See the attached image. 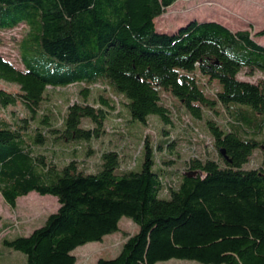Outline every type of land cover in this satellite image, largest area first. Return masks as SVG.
<instances>
[{"label": "trees", "instance_id": "obj_1", "mask_svg": "<svg viewBox=\"0 0 264 264\" xmlns=\"http://www.w3.org/2000/svg\"><path fill=\"white\" fill-rule=\"evenodd\" d=\"M176 1L0 0V32L21 27L23 63L0 53V193L13 206L32 191L59 202L28 235L3 239L28 264H75V248L119 230L124 216L137 231L95 264H264V165L246 167L255 149L264 154V79L239 77L264 74V45L255 40L264 28L252 34L192 19L158 30L156 18ZM72 84L82 100L62 120L39 113L49 90ZM93 90L99 106L89 102ZM105 91L122 96L129 121L163 124L155 144L144 135L140 170L115 148L97 152L94 170L77 160L94 155L91 143L119 105ZM184 114L205 126V152L178 159L168 126Z\"/></svg>", "mask_w": 264, "mask_h": 264}, {"label": "rangeland", "instance_id": "obj_2", "mask_svg": "<svg viewBox=\"0 0 264 264\" xmlns=\"http://www.w3.org/2000/svg\"><path fill=\"white\" fill-rule=\"evenodd\" d=\"M192 19L215 20L234 31L248 29L254 34L264 28V0H177L167 8L162 16L156 18V24L160 31L173 32ZM20 28L8 32H0V53L16 66L22 68L23 63L20 61L17 48V41H19L21 36ZM255 40L264 45V35L255 37ZM239 77L255 81L259 78L264 79V74L256 71L253 75H249L244 69ZM3 86L6 88H17L16 85L11 83H3ZM79 90L80 87L76 84L49 90L47 98L43 101V108L39 110V113L44 112L49 115H56L62 120V113L65 112L67 106L73 101L82 100ZM104 94L112 97L119 105L105 123L106 132L91 143L96 153L86 156L85 154L79 155L77 160L81 163L84 162L88 169L94 170L96 167L95 161L98 159L97 152L99 153L106 148H115L121 152L123 158L128 160V163L124 160L125 166L134 165L135 157L137 163L135 170H140L145 158V150L142 149L144 135L146 133L151 135L152 139H150L149 144H155L162 137L161 128L163 124L154 116L150 118L148 126L141 121H129V112L127 113L123 110V105L120 103L122 96L111 94L109 91H105ZM93 96H95V100ZM97 98L98 95L93 90L89 102L94 106H99L100 101ZM14 109L16 113H20L22 116L26 113L20 105L14 106ZM126 110L128 111V108ZM120 113L123 114L120 115ZM7 115H10L9 110ZM182 119L176 118V125L174 127L168 126L171 136L174 135L179 138L176 145L177 148H174L180 151L177 158L202 155L205 150L204 142L200 141V139H205L206 137L205 126L199 120L192 122L187 114H184ZM181 123H183L182 127ZM187 124H194L196 131L199 130L198 126L203 133H199V136L197 134H189L186 129L191 126ZM183 126H187V128ZM187 137H193L199 141L188 144L185 139ZM207 142L211 143L212 141L207 139ZM74 145L72 143L68 147L74 148ZM158 151L159 149L157 148L156 152L159 155L160 152ZM260 152V149H255V154L246 167L252 168L264 165V154ZM175 157L172 156L173 161L176 160ZM173 164L176 167L180 165L176 162ZM58 206V199L52 194L42 195L32 191L25 196L19 197L15 206H13L6 202L0 193V214L2 215L0 220V264H28L25 253L5 245L3 239L14 237L17 234L28 235L34 228L42 225L48 214L57 210ZM119 227V230L105 235L102 241H91L75 248L74 253L77 255L75 264H95L100 257L115 256L120 251L121 245L127 236L138 229L136 224L125 216L121 218ZM156 264L202 263L195 260L170 259Z\"/></svg>", "mask_w": 264, "mask_h": 264}, {"label": "water", "instance_id": "obj_3", "mask_svg": "<svg viewBox=\"0 0 264 264\" xmlns=\"http://www.w3.org/2000/svg\"><path fill=\"white\" fill-rule=\"evenodd\" d=\"M221 151H222L223 154H225V150L224 149H222Z\"/></svg>", "mask_w": 264, "mask_h": 264}]
</instances>
